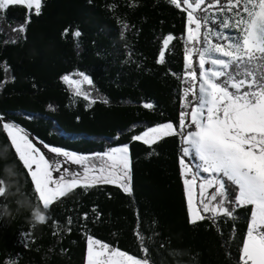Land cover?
<instances>
[{"label": "trees", "instance_id": "16d2710c", "mask_svg": "<svg viewBox=\"0 0 264 264\" xmlns=\"http://www.w3.org/2000/svg\"><path fill=\"white\" fill-rule=\"evenodd\" d=\"M184 9L168 0H42L39 15L21 5L6 10L0 20V118L80 153L127 143L132 193L117 182H94L60 198L51 219L38 224L33 184L0 131L6 189L0 198V264H86L89 234L142 256L137 232L155 264H239L253 206L237 208L236 219L190 223L180 132L149 144L132 139L160 123L180 126ZM26 19L23 33L12 30ZM76 30L81 36H73ZM169 34L174 39L158 63ZM75 71L91 77L93 99L75 95L62 81Z\"/></svg>", "mask_w": 264, "mask_h": 264}, {"label": "snow or ice", "instance_id": "6c2138e0", "mask_svg": "<svg viewBox=\"0 0 264 264\" xmlns=\"http://www.w3.org/2000/svg\"><path fill=\"white\" fill-rule=\"evenodd\" d=\"M168 2L177 8L186 5L184 10L187 12L190 40L199 39L202 25H208L210 20L208 10L216 6L221 13H232L227 19L220 18L217 27L239 30V35H226L209 29L210 34L215 32L217 39L224 42L209 43L206 48L198 49V69L188 73L191 79L196 80L197 72L202 71V80L198 92L192 87L184 91L185 96L195 97L197 105L196 110L181 113L180 134L186 145L182 148V153L194 160L198 158L202 170L213 175V179L206 183L213 184L218 189L209 197L211 201H215L211 206L201 198L202 209L193 208L189 196V222L195 224L198 220L208 219L216 224L218 223L216 216L236 219L234 213L237 208L253 206L246 239L241 247L239 264H264V0H226L227 7L222 0H168ZM17 5L25 6L29 10L34 9L30 15H39L42 0H0V20L5 18L9 7ZM204 5L207 6L202 7ZM197 12L200 13L199 16L196 15ZM27 22L29 21L26 19L25 24L18 25L12 30L23 33ZM192 25H195V28ZM67 32L68 29H65V34ZM73 36L79 37L81 32L76 30ZM173 39L171 34L163 39L158 63H164L165 50ZM186 59L189 68H192L191 50H186ZM206 64L216 67L205 69ZM78 75L82 79H73L71 74L64 75L61 79L67 85L74 86L77 95L83 94L84 98L88 99V93H82L81 85L82 83L91 85L93 82L82 72ZM144 107L152 108L153 105L145 103ZM186 115L190 116L187 127L194 126V130L184 133ZM0 131L6 134L18 161L26 169L33 184L32 194L35 196L37 206L32 216L36 223H47L51 219V207L74 189L95 186V183L87 182L89 171L87 167L84 168V181L79 179L80 173L76 170H71L68 178L64 174L53 178V172L60 173L62 168L64 173H69L70 169L64 167L68 162L84 165L88 160L87 156L40 141L47 153L51 154L46 155L32 139H29L22 128L2 118ZM150 133L153 134L151 137ZM164 133L176 134L171 122L149 128L142 135H135L132 139L143 140L145 144L155 143V136ZM116 153L123 154L119 163L124 169L123 175L117 179L123 181L120 187L131 194L128 145L95 155L108 156L109 160L115 161ZM184 163L182 157L181 164ZM101 179L104 183L113 182L108 177L100 179L93 177L95 182H100ZM184 183L191 185V181L187 179ZM4 184V179L0 178V198H4L6 194ZM41 205L44 211H41ZM201 212L211 215H202ZM84 219H87V214L84 215ZM68 223H71L70 219ZM35 226L36 224H33V227ZM136 235L141 243L140 257L120 249L109 251L110 245L88 237L86 264H155L151 261L149 249L144 244V235L140 232ZM94 245H99L100 250L95 251Z\"/></svg>", "mask_w": 264, "mask_h": 264}, {"label": "rangeland", "instance_id": "374dc122", "mask_svg": "<svg viewBox=\"0 0 264 264\" xmlns=\"http://www.w3.org/2000/svg\"><path fill=\"white\" fill-rule=\"evenodd\" d=\"M222 2L225 3V7H227L226 0H222ZM206 6L207 5H204L202 7H206ZM182 7L186 8V5H182ZM196 15L199 16L200 13L197 12ZM207 15L210 17L209 23H208V25H202V27L200 29L198 40L193 41V40H190L188 38V23H187L186 32L183 35V38H184V41L186 44V50H191V56H192V61H193L192 68H189L188 61L186 59V67H185V72H184L185 87L183 90V111H182L184 113H190L191 111L196 110L197 102H196L195 97L192 95L185 96L184 91H185V89H189L190 87H192L194 91L198 92L199 83L202 80V71L197 72V79L196 80L191 79V77L188 75V73L191 72L193 69H198L199 54H198L197 50L202 49V48H206L209 45V43H217V42L223 43L224 42V41H219L217 39L215 32H212L210 34L209 29H215L216 31L223 32L226 35H239L240 34L239 30L236 28L223 29V28L217 27V24H218L220 18L227 19L228 17H230L232 15V13H228V12L221 13L219 11L218 6H216V7L209 9ZM192 27L195 28V25H192ZM209 67H216V66H212L209 64L205 65V69H207ZM81 72L82 71H75L74 73H71L72 78L73 79H82L78 75V73H81ZM82 73L88 75L85 72H82ZM89 78L91 79L90 76H89ZM69 87L71 88L72 92L75 95H77L75 93L74 86H69ZM81 89H82V93L83 92L88 93V96H89L88 99H90V100L93 99L94 89L92 87V84L89 85L87 83H82ZM81 95L84 96L83 94H81ZM189 101H191V104H189ZM7 121L13 122L16 125H18L20 128H22L24 130V132L28 134L29 139H32L33 143H35L37 145V147L41 148V151H44L46 153V155H51V154L47 153V150L43 148L42 144H40V141H42L41 139L34 136L32 133H30L27 129H25L20 124L14 122L12 120H7ZM184 121H185V127L183 128V132L186 133L188 131H193L194 126L192 128L187 127V124L190 121V116L186 115L184 117ZM166 123H169V122L160 123V124L154 125L152 127H155V126H158L161 124H166ZM152 127H149V128H152ZM174 131H179L181 133L180 127L176 128L175 125H174ZM143 133H141L140 135H142ZM22 134H24V133H22ZM164 134H166V133H164ZM164 134L155 136V140ZM152 135L153 134L150 133V137ZM45 144H47V143H45ZM123 145H128V144L124 143V144H120V145L111 146V147H108L103 152H96L94 154H92V153H80V152H76V151L61 147V148L68 150L70 152L85 155L88 157V160L84 163V165H76V164H71V162H68L67 164L64 165V167H67L70 169L69 173H64L63 168H62L60 173L53 172V178L55 179L58 175H61V174H64L66 176V178H68L71 175V170H76L80 173L79 179L84 181V168L87 167L89 169V171L87 173V176H88L87 182L94 183L95 181H93V177H96L98 179L103 178V177H108L113 182H117L119 184H122L123 181L117 179V177L123 175L124 169H123L122 165L119 163V159L123 154L122 153L114 154L115 161L109 160L108 156H97L95 154H97V153L103 154V153L109 152L110 149L118 148V147H121ZM182 145H183L182 148L186 146L184 143V140H183V136H182ZM50 146H54V145H50ZM57 147H59V146H57ZM128 149H129V145H128ZM128 154H129V159H130V151ZM182 157L185 161V163L182 164L184 180L187 179V180L191 181V185L185 184L188 204H189V196H190L191 197V206L193 208H201L202 209L203 205L200 203V201H201V198L205 197L206 198L205 203H208L211 206L212 204L215 203V201H211L209 199V197L213 192L217 191L218 189L213 184L206 183V181H211L213 179V175L211 173H206L202 170V168L199 166L200 162H199L198 158L194 160L191 156L182 155ZM33 167H35V166H33ZM130 176H131V174H130ZM193 177H195V179H193ZM100 181H102V179ZM130 184H131V182H130ZM201 185H203V189H201ZM189 210H190V207H189ZM200 214L205 215L207 213L201 212ZM209 214H211V213H209ZM88 237H92L95 240H99L102 243H106V244L110 245L111 247H110L109 251H111L112 249H120L122 251H125V250H123L117 246H113L110 243L105 242V241H103V240H101V239H99L93 235L89 234ZM245 239H246V237H245ZM94 250L99 251L100 246L94 245ZM125 252H127V251H125ZM87 253H88V250H87ZM127 253H129V252H127ZM129 254L134 255L132 253H129ZM134 256H137V255H134ZM137 257H140V256H137ZM86 261H87V256H86Z\"/></svg>", "mask_w": 264, "mask_h": 264}]
</instances>
